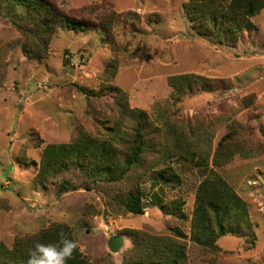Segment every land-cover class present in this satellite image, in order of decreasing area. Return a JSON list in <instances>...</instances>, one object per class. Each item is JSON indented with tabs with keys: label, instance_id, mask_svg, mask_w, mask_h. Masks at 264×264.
<instances>
[{
	"label": "rangeland",
	"instance_id": "374dc122",
	"mask_svg": "<svg viewBox=\"0 0 264 264\" xmlns=\"http://www.w3.org/2000/svg\"><path fill=\"white\" fill-rule=\"evenodd\" d=\"M47 1L86 28L56 29L45 50L41 47L40 60L23 53L25 40L15 25L20 22L0 3V243L11 248L17 239L63 223L87 261L123 264L134 248L127 231L167 235L178 227L186 235L188 264H264V9L252 19L255 30L229 47L193 30L183 9L187 0ZM184 75L203 77L220 89L197 90L175 102L169 79ZM124 101L128 111L143 113L152 128L161 130L169 122L194 147L200 143L201 152L209 148L207 169L195 167L189 156L153 164L158 158L151 153L120 185L87 190L83 178L72 172L51 179L48 186L36 181L47 145L68 144L80 133L106 139L117 121L127 131L130 120L119 111ZM231 133L232 143L253 157L235 155L214 168L215 147ZM159 134L161 142L164 133ZM166 167L176 172L180 184L160 190L153 169ZM209 170L245 203L253 246L228 235L217 241L220 251L213 253L190 241L195 194ZM63 180L77 190L57 196ZM135 184L146 204L142 216L127 214L113 198ZM155 196L164 204L183 203L185 222L153 206ZM112 237L124 241L116 254L108 248Z\"/></svg>",
	"mask_w": 264,
	"mask_h": 264
},
{
	"label": "trees",
	"instance_id": "16d2710c",
	"mask_svg": "<svg viewBox=\"0 0 264 264\" xmlns=\"http://www.w3.org/2000/svg\"><path fill=\"white\" fill-rule=\"evenodd\" d=\"M0 3L20 22V25H15L25 40L21 48L31 60L41 59V47L45 50L56 29L80 31L86 28L71 23L47 0H0ZM183 9L198 35L222 46L235 47L240 38L255 30L252 19L264 9V0H187ZM98 32L103 36L107 34L104 27H100ZM38 48L40 50L35 51ZM116 68L117 62L114 61L109 66L111 74L116 72ZM169 83L178 96L175 102L197 90L210 93L220 89L196 75L172 77ZM121 104V117L130 120L127 131L123 130L122 122L117 121L108 128L106 139L80 133L68 144L47 145L42 151L36 181L41 186H48L51 179L72 172L83 178L87 190L97 184L120 185L129 173L142 166L144 156L151 153L158 158L153 164L189 156L195 161V167L207 169L209 148H203L201 152L200 143L194 147L189 137L183 132H174L169 122H165L161 130L152 128L143 113L128 111L125 101ZM162 131L163 140L159 142L156 136L159 137ZM232 134L218 141L211 159L214 168L229 164L235 155L245 159L253 157L250 151L232 143ZM153 171L160 190L180 184L171 167ZM76 190L77 186L63 180L56 186V195ZM113 198L127 214H144L146 204L138 184L114 194ZM152 204L163 214L185 222L186 216L181 211L183 203L164 204L155 196ZM168 232L167 235L152 236L141 231H127L134 248L123 264H188L186 235L178 227H171ZM228 235L244 238L250 246L254 245L255 236L245 203L218 173L209 170L195 194L189 238L192 243L215 253L220 251L217 241ZM62 237L74 240L70 227L57 223L37 234L15 240L11 248L0 243V264H28L29 254L36 244H59ZM68 264L95 263L87 261L77 248Z\"/></svg>",
	"mask_w": 264,
	"mask_h": 264
},
{
	"label": "clouds",
	"instance_id": "9594fccd",
	"mask_svg": "<svg viewBox=\"0 0 264 264\" xmlns=\"http://www.w3.org/2000/svg\"><path fill=\"white\" fill-rule=\"evenodd\" d=\"M77 248L74 240L63 237L59 244H36L28 264H68Z\"/></svg>",
	"mask_w": 264,
	"mask_h": 264
},
{
	"label": "water",
	"instance_id": "95a60500",
	"mask_svg": "<svg viewBox=\"0 0 264 264\" xmlns=\"http://www.w3.org/2000/svg\"><path fill=\"white\" fill-rule=\"evenodd\" d=\"M122 237H112L108 242V248L110 252L116 254L123 247Z\"/></svg>",
	"mask_w": 264,
	"mask_h": 264
}]
</instances>
